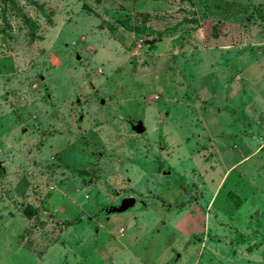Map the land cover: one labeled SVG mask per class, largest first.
Here are the masks:
<instances>
[{"label": "rangeland", "instance_id": "obj_1", "mask_svg": "<svg viewBox=\"0 0 264 264\" xmlns=\"http://www.w3.org/2000/svg\"><path fill=\"white\" fill-rule=\"evenodd\" d=\"M263 142L264 0H0V264H264Z\"/></svg>", "mask_w": 264, "mask_h": 264}, {"label": "water", "instance_id": "obj_2", "mask_svg": "<svg viewBox=\"0 0 264 264\" xmlns=\"http://www.w3.org/2000/svg\"><path fill=\"white\" fill-rule=\"evenodd\" d=\"M124 121L128 124L129 128L134 131L135 133H142L144 131V126L142 122L135 120L128 114H124ZM129 203H132V200L125 199L121 203V208L117 209V211H122L125 209Z\"/></svg>", "mask_w": 264, "mask_h": 264}, {"label": "crops", "instance_id": "obj_3", "mask_svg": "<svg viewBox=\"0 0 264 264\" xmlns=\"http://www.w3.org/2000/svg\"><path fill=\"white\" fill-rule=\"evenodd\" d=\"M123 120H124V117H123ZM125 122V121H124ZM126 123V122H125ZM127 124V123H126ZM143 124V123H142ZM127 126H128V124H127ZM128 129L130 130V131H132L130 128H129V126H128ZM132 132H134V131H132ZM135 133V132H134ZM137 134V133H136ZM264 144V142L262 143V145ZM248 157V156H247ZM249 159V158H248ZM234 164H232L230 167H232ZM227 171V170H226ZM222 175H224V173H222ZM222 175L220 176V178H219V180H218V182H217V185H216V187L215 188H217L218 187V184H220V181L222 180ZM224 180V179H223ZM215 190V189H214ZM122 211H124V209L122 210ZM122 211H120V212H122ZM118 212V211H117ZM207 216H208V214L206 215V217H205V221H206V218H207ZM205 225H206V223H205ZM119 232V234H121L120 232H122V230L121 231H118ZM205 235V234H204ZM253 245H254V243H252V245H251V243H249V247L247 248V250L245 251V252H251V251H253ZM178 259H179V257H178Z\"/></svg>", "mask_w": 264, "mask_h": 264}, {"label": "flooded vegetation", "instance_id": "obj_4", "mask_svg": "<svg viewBox=\"0 0 264 264\" xmlns=\"http://www.w3.org/2000/svg\"><path fill=\"white\" fill-rule=\"evenodd\" d=\"M134 119H135V118H134ZM135 120L140 121V123L142 122L141 119H135Z\"/></svg>", "mask_w": 264, "mask_h": 264}, {"label": "built area", "instance_id": "obj_5", "mask_svg": "<svg viewBox=\"0 0 264 264\" xmlns=\"http://www.w3.org/2000/svg\"><path fill=\"white\" fill-rule=\"evenodd\" d=\"M119 231H121V229H119Z\"/></svg>", "mask_w": 264, "mask_h": 264}]
</instances>
